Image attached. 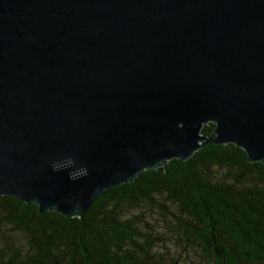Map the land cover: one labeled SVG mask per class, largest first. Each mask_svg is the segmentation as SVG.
Here are the masks:
<instances>
[{
  "label": "water",
  "instance_id": "water-1",
  "mask_svg": "<svg viewBox=\"0 0 264 264\" xmlns=\"http://www.w3.org/2000/svg\"><path fill=\"white\" fill-rule=\"evenodd\" d=\"M211 145L264 164V0H0V199L82 218Z\"/></svg>",
  "mask_w": 264,
  "mask_h": 264
},
{
  "label": "trees",
  "instance_id": "trees-1",
  "mask_svg": "<svg viewBox=\"0 0 264 264\" xmlns=\"http://www.w3.org/2000/svg\"><path fill=\"white\" fill-rule=\"evenodd\" d=\"M214 128L202 134L213 137ZM147 205L207 264H264V164L249 163L234 145L207 146L185 162L144 171L104 192L82 218L40 215L35 204L2 197L0 264H171L155 251L143 216L125 214Z\"/></svg>",
  "mask_w": 264,
  "mask_h": 264
},
{
  "label": "rangeland",
  "instance_id": "rangeland-1",
  "mask_svg": "<svg viewBox=\"0 0 264 264\" xmlns=\"http://www.w3.org/2000/svg\"><path fill=\"white\" fill-rule=\"evenodd\" d=\"M157 200L162 202L160 198ZM125 214L127 216L135 214L143 216L145 224L142 225V228L157 242L155 251L158 255H162L163 259L171 261V264H207L195 250L184 246L179 239L171 235L166 226L168 224L167 220L158 208L150 205L135 210L128 208ZM7 235L17 243L22 240L21 235L13 233L12 230Z\"/></svg>",
  "mask_w": 264,
  "mask_h": 264
},
{
  "label": "clouds",
  "instance_id": "clouds-1",
  "mask_svg": "<svg viewBox=\"0 0 264 264\" xmlns=\"http://www.w3.org/2000/svg\"><path fill=\"white\" fill-rule=\"evenodd\" d=\"M53 170H54V171H58L59 169L54 165V166H53ZM85 174H86V170H85ZM69 178H70V179H77V177H75V176H71V175H70Z\"/></svg>",
  "mask_w": 264,
  "mask_h": 264
}]
</instances>
